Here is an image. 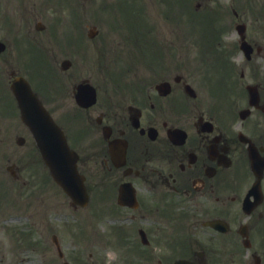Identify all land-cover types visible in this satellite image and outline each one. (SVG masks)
Returning a JSON list of instances; mask_svg holds the SVG:
<instances>
[{
  "label": "flooded vegetation",
  "instance_id": "flooded-vegetation-1",
  "mask_svg": "<svg viewBox=\"0 0 264 264\" xmlns=\"http://www.w3.org/2000/svg\"><path fill=\"white\" fill-rule=\"evenodd\" d=\"M245 6L196 59L165 37L144 71L113 64L86 106L43 22L0 25V264H264V7ZM18 80L77 152L85 205L21 120Z\"/></svg>",
  "mask_w": 264,
  "mask_h": 264
},
{
  "label": "rangeland",
  "instance_id": "rangeland-1",
  "mask_svg": "<svg viewBox=\"0 0 264 264\" xmlns=\"http://www.w3.org/2000/svg\"><path fill=\"white\" fill-rule=\"evenodd\" d=\"M64 1L65 3L63 0H0V25L4 29L7 21H11L12 18L17 23L14 27L21 22L34 23L38 19L41 20L51 32L53 45L59 51L60 57L72 58L73 68L70 73L74 80L78 82L87 78L96 85L99 81L102 82L101 85L106 84V72L112 63L120 65L118 71L122 65L129 64L132 68L138 65V69L144 71L145 66L140 63L144 57L141 52L142 48L146 47L145 56L151 53L148 51L150 46L147 45L150 40L158 39V42H163L166 37L179 43L180 39L184 38L185 47L181 51L175 47L176 53L188 50L189 58H198L201 50L200 38L196 35L198 28L215 26L220 17L218 12L222 7L229 3L238 4V0ZM239 3L245 4L247 9L253 11L264 7L262 6L264 0ZM129 10L134 13H130ZM170 10L177 11L181 16L178 20L180 25L170 24L175 22L166 14ZM178 14L174 13V19L178 18ZM222 18L224 20L222 24H227L226 16L222 15ZM233 19L238 20L237 14H233ZM92 25L98 31L90 38L87 36V30ZM173 28L177 29L178 34L170 33ZM204 28L199 30V34ZM75 33L78 34L77 40H71L69 36H74ZM125 58L130 60L122 62ZM207 69H211L209 65ZM9 255L14 257V254ZM106 256L116 257V254L108 250Z\"/></svg>",
  "mask_w": 264,
  "mask_h": 264
},
{
  "label": "water",
  "instance_id": "water-1",
  "mask_svg": "<svg viewBox=\"0 0 264 264\" xmlns=\"http://www.w3.org/2000/svg\"><path fill=\"white\" fill-rule=\"evenodd\" d=\"M22 95L20 102L23 119L36 128L39 146L49 160L53 174L60 176V182L73 198L84 197L82 179L76 170V154L68 149L62 131L38 105L36 98ZM78 190L80 195L77 197Z\"/></svg>",
  "mask_w": 264,
  "mask_h": 264
}]
</instances>
